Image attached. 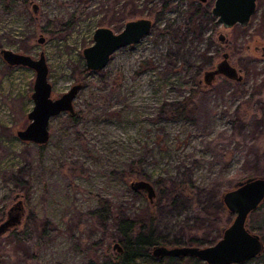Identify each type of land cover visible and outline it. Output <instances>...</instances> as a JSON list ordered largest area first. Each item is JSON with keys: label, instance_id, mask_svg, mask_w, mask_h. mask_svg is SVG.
<instances>
[{"label": "rangeland", "instance_id": "obj_1", "mask_svg": "<svg viewBox=\"0 0 264 264\" xmlns=\"http://www.w3.org/2000/svg\"><path fill=\"white\" fill-rule=\"evenodd\" d=\"M213 3L17 0L10 11L0 5V51L42 54L52 99L80 86L73 116L50 118L47 142L23 141L17 133L30 123L35 72L9 66L0 54V214L4 220L18 196L25 212L14 231L32 233L30 242H18L13 231L2 236L0 264L113 259L123 216L137 232L152 229L168 249L219 240L234 219L221 195L264 176V34L257 32L264 0L245 26L229 29L211 15ZM141 18L152 21L147 36L115 51L102 70L86 68L82 52L97 28L118 33ZM224 53L242 80L217 75L206 84L204 73ZM136 181L151 185V201L130 187Z\"/></svg>", "mask_w": 264, "mask_h": 264}, {"label": "water", "instance_id": "obj_2", "mask_svg": "<svg viewBox=\"0 0 264 264\" xmlns=\"http://www.w3.org/2000/svg\"><path fill=\"white\" fill-rule=\"evenodd\" d=\"M205 0H201L204 2ZM257 0H214L211 15L223 28L229 29L235 25L245 26L256 11ZM34 13L37 6L32 5ZM152 22L149 19H137L127 22L120 33L115 34L108 28H97L92 36L93 43L82 52L86 68L90 71H99L106 67L112 54L120 48L134 45L149 34ZM223 42L225 37L220 35ZM43 38L38 42L43 43ZM0 54L9 66L28 67L35 72L33 93L31 99L33 108L28 114L29 125L17 136L23 141H32L44 144L49 137L48 124L51 117L60 112H69L73 115L72 100L80 86L75 85L60 98H51V86L47 81V66L43 55L32 59L26 55L15 54L1 50ZM264 56V48H262ZM228 55L215 64L212 71L204 73V82L209 84L217 75L240 82L242 77L237 70L227 62ZM135 191H145L151 201L153 192L149 183L136 181L130 184ZM16 202L5 213V219L0 222V238L10 231L18 229L22 223L25 208L22 200L17 196ZM221 201L227 211L234 215L232 223L223 228L222 237L216 244L208 247L181 246L165 248L156 246L152 255L156 259L163 257H189L202 261L205 264H242L257 256L263 250V243L258 234L251 233L248 228L250 214L264 203V176L250 177L237 182L233 190L221 195ZM113 249L121 253L119 243L113 244Z\"/></svg>", "mask_w": 264, "mask_h": 264}, {"label": "trees", "instance_id": "obj_3", "mask_svg": "<svg viewBox=\"0 0 264 264\" xmlns=\"http://www.w3.org/2000/svg\"><path fill=\"white\" fill-rule=\"evenodd\" d=\"M17 0H1L0 5L6 11H10ZM257 32L264 34V8L259 16V22L257 25ZM73 116V115H72ZM71 116V117H72ZM143 192L145 191H137ZM259 210L253 211L250 214V222L248 223L251 231L257 232L264 238V203L259 207ZM94 214H100L101 217L106 218L107 215H103V210H98ZM3 214H0V222L3 220ZM118 239L120 241L121 253H117V256L113 259H105L103 261H88L86 264H205L202 261L189 257H164L156 259L151 254V249L154 246H160L159 239L154 235L152 229L143 232H137L135 223L132 219L127 217H120L116 222ZM46 235H52L55 233L54 230H45ZM54 231V232H53ZM13 237L18 242H30L32 233L30 227H26L22 232L13 231ZM254 261H259L264 264V251ZM249 264V262L244 263Z\"/></svg>", "mask_w": 264, "mask_h": 264}, {"label": "flooded vegetation", "instance_id": "obj_4", "mask_svg": "<svg viewBox=\"0 0 264 264\" xmlns=\"http://www.w3.org/2000/svg\"><path fill=\"white\" fill-rule=\"evenodd\" d=\"M136 20H137V19H136ZM149 20H150V19H149ZM150 21H151V20H150ZM151 22H152V21H151ZM111 31H112V30H111ZM121 31H122V30H121ZM121 31H120V32H121ZM120 32H118V33H120ZM114 33H115V32H114ZM115 34H117V33H115ZM219 38H220V36L218 37V39H219ZM225 41H226V40H224L223 42H225ZM256 50H258V48H256ZM224 54H225V53H224ZM224 54H222V60H223V55H224ZM227 62H228V61H227ZM262 204H263V203H262ZM262 204H261V205H262ZM261 205H260V206H261ZM258 209H259V208H258ZM258 209H257V210H258ZM255 211H256V210H255ZM247 228H248V230L251 232V230H250V228H249V225H247ZM251 233H252V232H251ZM221 237H222V231H221ZM221 237H220V238H221ZM259 237H260V236H259ZM220 238H219V240H220ZM260 239H261V238H260ZM216 243H217V242H216ZM216 243H215V244H216ZM262 243H263V242H262ZM213 245H214V244H213ZM211 246H212V245H211ZM155 247H156V246H154V247L151 249V254H152V252H153V250H154ZM263 251H264V244H263V250H262V252H263ZM262 252L260 253V255L262 254ZM260 255H259V256H260ZM259 256L255 257V258H253V259H251V260H249V261H247V262L254 261V260H255L256 258H258ZM163 258H164V257H163ZM247 262H245V263H247ZM242 264H244V263H242Z\"/></svg>", "mask_w": 264, "mask_h": 264}]
</instances>
